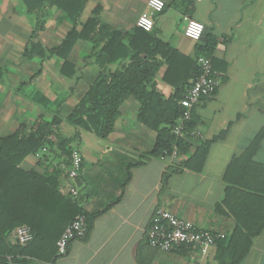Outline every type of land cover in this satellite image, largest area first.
<instances>
[{
	"label": "crops",
	"instance_id": "1",
	"mask_svg": "<svg viewBox=\"0 0 264 264\" xmlns=\"http://www.w3.org/2000/svg\"><path fill=\"white\" fill-rule=\"evenodd\" d=\"M20 1L0 0V66L5 69L0 80V137L20 125L28 130L39 115L52 117V111L31 100V91H41L51 101L67 93L60 110L64 116L102 71L95 58L89 56L90 44L82 41L69 55L76 68L71 78L60 75L62 60L56 56L43 61L32 58L27 63L21 50L31 26ZM146 1L88 0L84 18L100 5V17L105 23L122 33L129 32L136 26L137 16L147 12ZM173 1L164 0L163 11L153 16L154 24L148 32L192 59L208 35L215 37L209 57L222 80L212 95L202 97L194 106L197 136L192 138L191 151L197 140L221 136L208 145L200 171H170L172 162L150 154L156 131L138 119L140 105L128 96L120 104L113 130L106 138L79 129L78 140L71 142L72 149H78L83 159L75 184L80 206L87 214L85 234L70 239L65 253H57L51 261L31 259L28 264H217L216 245L204 255L193 246L160 251L148 244L146 230L155 210L162 207L197 228L225 236L232 232L233 217L217 212L215 206L224 198L223 175L228 163L249 146L264 126V0H192L186 15L204 25L199 41L184 36V14L172 5ZM58 16L54 8L49 9L37 32L44 47L58 44L69 28L67 22H58ZM156 57L162 64L151 84L165 100L172 92L170 83L162 78L168 65L159 53ZM128 61L118 59L103 70L113 71ZM72 130L70 126L66 128L69 134ZM43 148L27 156L21 166L37 172L48 165L57 166L61 159L56 157L38 161L47 151ZM253 159L264 162V137ZM59 166L64 168L60 192L70 194L68 168ZM8 238L15 243L13 231ZM240 264H264V229L252 239Z\"/></svg>",
	"mask_w": 264,
	"mask_h": 264
},
{
	"label": "trees",
	"instance_id": "2",
	"mask_svg": "<svg viewBox=\"0 0 264 264\" xmlns=\"http://www.w3.org/2000/svg\"><path fill=\"white\" fill-rule=\"evenodd\" d=\"M20 2L31 26L21 50L23 57L43 61L56 56L62 60L60 75L71 78L76 68L69 55L79 41L88 42L89 56L95 58L102 71L64 116L60 115V110L67 100V93L51 101L41 91H31V100L52 111V117L39 115L28 130L20 125L14 132L0 137V264H28L31 259L51 261L57 254L56 240L79 214L85 217L87 230V214L80 206L79 194L72 196L60 192L59 182L64 168L59 165L69 167L71 142L78 140L79 129L106 138L113 130L120 104L128 96H133L140 105L138 119L156 131L150 154L159 157L164 151L170 153L176 149L178 158L170 164V171L183 168L200 171L208 145L221 136L220 133L212 140L199 139L191 151L194 137L189 131L197 122L194 107L185 124L187 137L182 139L172 132L183 112L180 100L200 72L196 57L210 56L216 44L214 36L208 35L204 44L198 45L192 59L138 26L125 33L113 29L101 19L100 5L92 8L84 18L88 0ZM191 4L192 0L172 2L183 14L188 13ZM51 8L59 13L58 22H67L69 28L58 44L44 47L38 41L37 32ZM158 53L168 65L162 78L172 88L165 100L154 88V83L151 84L162 64L156 57ZM124 58L129 60L126 65L109 72L103 70L108 63ZM4 72L0 66V80ZM69 126L73 129L70 134L66 131ZM263 137L264 126L240 155L232 157L225 169L224 198L215 210L231 215L234 227L229 235L215 243L217 264H240L249 252L252 239L264 229V162L253 159ZM43 147L47 151L38 161L56 157L61 159L57 166L48 165L42 172L21 166L27 156L36 155ZM21 224L28 225L33 234L25 245L12 243L8 238Z\"/></svg>",
	"mask_w": 264,
	"mask_h": 264
},
{
	"label": "built area",
	"instance_id": "3",
	"mask_svg": "<svg viewBox=\"0 0 264 264\" xmlns=\"http://www.w3.org/2000/svg\"><path fill=\"white\" fill-rule=\"evenodd\" d=\"M165 7L164 0H147V12L139 14L135 20V25L145 31H150L153 27V16L163 11ZM183 34L193 41L201 39L204 25L192 17L184 14L182 16ZM196 64L200 70L199 74L193 79L190 87L184 93L180 100L183 107L182 115L177 123L172 127V132L179 138H186L185 124L190 119L191 109L199 102L202 97L212 95L222 80L221 74L212 66L209 56L198 55ZM190 136H197L195 129L189 131ZM45 148H43V151ZM160 159L172 162L178 158V153L174 148L170 153L163 152L159 155ZM82 155L76 148L71 150L67 177L72 182L68 184V192L72 196L79 194L75 180L82 168ZM86 232V220L81 214L77 215L62 231L56 240L57 253L63 254L66 251L70 239L82 237ZM15 243L25 245L32 237V230L26 224L18 225L13 230ZM222 232H216L209 229L195 227L170 210L158 207L153 215L152 221L146 230V240L149 245L160 251H171L178 247H196L200 254H206L212 248L218 239L224 238Z\"/></svg>",
	"mask_w": 264,
	"mask_h": 264
},
{
	"label": "rangeland",
	"instance_id": "4",
	"mask_svg": "<svg viewBox=\"0 0 264 264\" xmlns=\"http://www.w3.org/2000/svg\"><path fill=\"white\" fill-rule=\"evenodd\" d=\"M24 58H25V57H24ZM26 61H27V63H28V61H29V60H28V59H26ZM25 88H26V87H25ZM25 88H24V89H25Z\"/></svg>",
	"mask_w": 264,
	"mask_h": 264
}]
</instances>
